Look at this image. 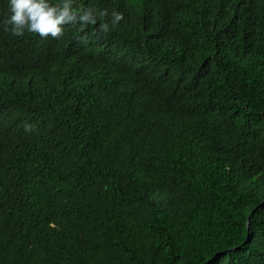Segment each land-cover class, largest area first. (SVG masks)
<instances>
[{
    "label": "trees",
    "instance_id": "trees-1",
    "mask_svg": "<svg viewBox=\"0 0 264 264\" xmlns=\"http://www.w3.org/2000/svg\"><path fill=\"white\" fill-rule=\"evenodd\" d=\"M76 3L0 24V264H264V0Z\"/></svg>",
    "mask_w": 264,
    "mask_h": 264
},
{
    "label": "clouds",
    "instance_id": "clouds-1",
    "mask_svg": "<svg viewBox=\"0 0 264 264\" xmlns=\"http://www.w3.org/2000/svg\"><path fill=\"white\" fill-rule=\"evenodd\" d=\"M98 10L95 6L78 5L76 0H9V15L0 22L3 31L15 37H23L25 33L38 34L41 38L60 39L67 25H79L80 30L91 26L93 34L100 38L107 37L123 20V14L113 10ZM87 44V33L81 36Z\"/></svg>",
    "mask_w": 264,
    "mask_h": 264
},
{
    "label": "water",
    "instance_id": "water-1",
    "mask_svg": "<svg viewBox=\"0 0 264 264\" xmlns=\"http://www.w3.org/2000/svg\"><path fill=\"white\" fill-rule=\"evenodd\" d=\"M250 214H251V212H249L248 215H247V220H246L247 225L249 224Z\"/></svg>",
    "mask_w": 264,
    "mask_h": 264
}]
</instances>
